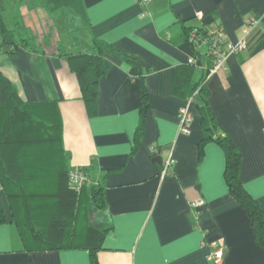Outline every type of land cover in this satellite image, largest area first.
<instances>
[{"label": "crops", "instance_id": "0c3cea01", "mask_svg": "<svg viewBox=\"0 0 264 264\" xmlns=\"http://www.w3.org/2000/svg\"><path fill=\"white\" fill-rule=\"evenodd\" d=\"M86 17L72 10L48 14L41 0H1L9 30L26 39L17 57L1 48L0 70L28 102L56 101L70 166L85 169L93 184L82 189L77 216L61 249L38 250L14 222L0 181L7 222L0 225V264H93L85 245L88 224L105 231L98 264H211L213 242L225 248L224 264H264L248 212L225 180L226 155L215 141L205 144L197 104L191 133L180 128L188 99L175 91L178 69L195 59L194 82L211 66L206 49L196 53L185 28L219 23L228 41L246 36L248 18L264 15V0H82ZM57 15L56 19L54 16ZM78 22L66 27L69 17ZM80 32L83 42L67 45ZM69 34V36H68ZM64 36V37H65ZM75 36V34H74ZM96 39L137 60L149 90L150 110L134 153L140 123V69L115 54L105 55L98 114L90 116L77 76L64 54L92 52ZM246 52L232 56L207 80L215 136L229 137L241 153L240 179L264 213V21L248 35ZM176 164L162 177L154 161L159 149ZM101 189L103 208L92 202ZM200 201V206L192 203ZM73 248H68V246Z\"/></svg>", "mask_w": 264, "mask_h": 264}, {"label": "trees", "instance_id": "16d2710c", "mask_svg": "<svg viewBox=\"0 0 264 264\" xmlns=\"http://www.w3.org/2000/svg\"><path fill=\"white\" fill-rule=\"evenodd\" d=\"M41 6L48 14L62 10L75 11L86 17L82 0H41ZM0 0L1 48L10 59L17 57L26 39H17V31L9 30L3 15ZM197 29L206 34V27L185 28V41L190 32ZM115 54L140 69V123L136 132L134 153L138 150L150 110L149 90L142 75L140 63L122 53L114 46L96 39L92 52L64 54L70 70L77 76L82 99L90 116L98 114L99 84L106 73L105 55ZM212 66V59L210 58ZM195 65L178 69L175 91L187 99L196 94L194 104L201 117L204 138L199 145V158L204 156V147L215 141L226 155L225 180L231 195L248 212L254 229L256 242L264 248V213L258 202L246 191L240 179L241 153L229 137L215 136L217 124L207 99V74L194 82ZM75 167L70 166L69 154L65 150L63 123L56 101H25L17 86L0 70V181L10 203L14 222L24 240L34 242L38 250L66 248L64 239L71 233L77 216V205L82 189L76 191L70 184L68 174ZM85 171V169H82ZM92 202L103 208V193L91 187ZM7 218L0 200V225ZM83 248L89 250L93 264H98L97 254L101 249L105 231L88 224ZM73 248V246H68Z\"/></svg>", "mask_w": 264, "mask_h": 264}, {"label": "built area", "instance_id": "2783aa9c", "mask_svg": "<svg viewBox=\"0 0 264 264\" xmlns=\"http://www.w3.org/2000/svg\"><path fill=\"white\" fill-rule=\"evenodd\" d=\"M140 5H147L149 0H136ZM264 21V15L260 17H251L246 22V36L237 42L228 41L226 35V29L223 25L215 23L205 26L206 34H201L197 29L190 32L188 37V43L196 53H200L202 48L206 49L207 55L212 59V66L209 69L206 79L209 80L215 73L221 70L227 61L234 55L246 52L249 48L248 35L249 33L260 26ZM188 64L194 65L195 59L189 58ZM197 94V92H196ZM196 94L188 99V103L184 106L179 113L180 128L183 133H191V125L194 120V116L189 109V105L194 103ZM176 164V158L173 153L163 161L162 164V177L168 176L172 168ZM71 186L76 190L80 191L85 186L93 184L92 179L88 173L80 168H72L68 174ZM200 201H195L192 206H200ZM210 253L208 255V261L211 264H224L225 260V248L223 245L213 242L210 245Z\"/></svg>", "mask_w": 264, "mask_h": 264}, {"label": "rangeland", "instance_id": "374dc122", "mask_svg": "<svg viewBox=\"0 0 264 264\" xmlns=\"http://www.w3.org/2000/svg\"><path fill=\"white\" fill-rule=\"evenodd\" d=\"M54 17L56 19L58 18L57 15H55ZM65 25H67L66 27L75 28L76 26H78V22L70 16L68 19L65 20ZM61 33L63 35V40H62L63 42L61 43V50H63L65 43L68 45L69 42H71V43L80 42V41L83 42V40L85 39V37L82 38V36L80 35V32H78V31L72 32V35H70V37H66L65 36L66 33L63 32V30H61ZM74 34H75V36H74ZM68 36H69V34H68Z\"/></svg>", "mask_w": 264, "mask_h": 264}, {"label": "water", "instance_id": "95a60500", "mask_svg": "<svg viewBox=\"0 0 264 264\" xmlns=\"http://www.w3.org/2000/svg\"><path fill=\"white\" fill-rule=\"evenodd\" d=\"M170 148H171V147L168 146V147L165 148V149H162V148L159 149L158 152H157V154L155 155L154 161L157 162L159 165H162V164H163V161H164L163 156H162V152H163L164 150H166V149H170Z\"/></svg>", "mask_w": 264, "mask_h": 264}]
</instances>
